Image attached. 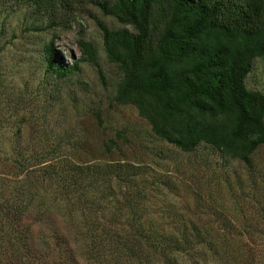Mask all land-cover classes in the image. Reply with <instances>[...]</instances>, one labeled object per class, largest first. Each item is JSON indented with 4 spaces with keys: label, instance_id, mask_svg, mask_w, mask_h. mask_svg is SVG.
<instances>
[{
    "label": "trees",
    "instance_id": "1",
    "mask_svg": "<svg viewBox=\"0 0 264 264\" xmlns=\"http://www.w3.org/2000/svg\"><path fill=\"white\" fill-rule=\"evenodd\" d=\"M87 1L124 24H100L106 56L122 73L115 101L133 104L156 135L183 152L207 145L240 162L256 188L264 91L248 87L245 78L254 57L264 56V0ZM16 2L53 19L59 4L74 0ZM78 43L82 55L70 64L57 59L52 40L45 43V70L58 78L84 60L97 63L92 43ZM17 143L12 163L21 178L10 184L0 171V264H42L24 221L31 207L39 215L65 212L96 264H186L184 256L191 264H264V214L261 221L220 218L214 227L221 231H210L213 223L206 221L161 223L143 214L146 172L140 164L83 162Z\"/></svg>",
    "mask_w": 264,
    "mask_h": 264
},
{
    "label": "rangeland",
    "instance_id": "2",
    "mask_svg": "<svg viewBox=\"0 0 264 264\" xmlns=\"http://www.w3.org/2000/svg\"><path fill=\"white\" fill-rule=\"evenodd\" d=\"M101 23L124 26L87 0L59 4L53 19L38 16L16 0H0V171L9 183L22 176H17L12 163L17 141L25 147L29 142L27 150L33 146L35 152L49 156L140 164L146 172L143 214L161 223L206 221L213 223L210 231H221L214 226L223 217L237 222L263 220L259 208L264 207V198L259 193L264 191V144L254 154L259 174L256 188L251 189L240 162L226 160L207 145L183 152L160 138L133 104L115 101L122 73L106 56ZM50 40L57 59L67 64L82 55L79 40L89 41L97 63L84 60L79 70L57 78L45 70L43 49ZM245 83L264 91V56L254 57ZM35 172L32 166L31 173ZM55 202L63 203L57 197ZM39 214L31 207L24 216L36 260L96 264L86 257L83 241L74 237L72 219L65 212ZM259 230L260 225L253 233Z\"/></svg>",
    "mask_w": 264,
    "mask_h": 264
}]
</instances>
